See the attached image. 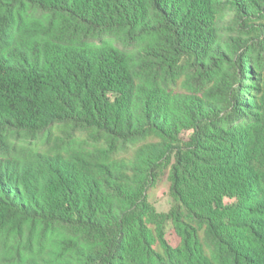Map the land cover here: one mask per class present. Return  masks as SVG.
<instances>
[{"label": "trees", "instance_id": "obj_1", "mask_svg": "<svg viewBox=\"0 0 264 264\" xmlns=\"http://www.w3.org/2000/svg\"><path fill=\"white\" fill-rule=\"evenodd\" d=\"M0 264H264V0H0Z\"/></svg>", "mask_w": 264, "mask_h": 264}, {"label": "rangeland", "instance_id": "obj_2", "mask_svg": "<svg viewBox=\"0 0 264 264\" xmlns=\"http://www.w3.org/2000/svg\"><path fill=\"white\" fill-rule=\"evenodd\" d=\"M150 200L160 209L165 210L171 204V199L168 193V182L165 179L160 185L156 188H153L149 191ZM170 234V233H169ZM171 238V236L169 235ZM175 242V239L173 240Z\"/></svg>", "mask_w": 264, "mask_h": 264}]
</instances>
